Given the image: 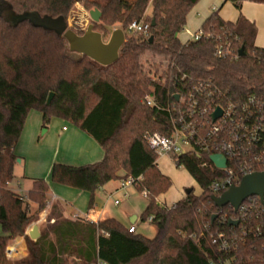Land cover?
I'll return each instance as SVG.
<instances>
[{
    "label": "trees",
    "instance_id": "trees-1",
    "mask_svg": "<svg viewBox=\"0 0 264 264\" xmlns=\"http://www.w3.org/2000/svg\"><path fill=\"white\" fill-rule=\"evenodd\" d=\"M200 1L0 0V225L4 232L0 264H67L70 259L79 264H218L228 260L230 264H264V238L244 235L237 225L230 227L218 217L212 222L213 214L231 215L234 210L214 205L209 186L218 171L202 165L210 163L208 156L187 154L176 159L199 183L201 194H194L193 189L172 206L158 199L169 191L172 180L158 167L146 135L171 131L166 108L175 95L209 82L222 91L221 98L214 96L219 102H243L251 95L264 102V47L256 44V23L242 13L235 21L220 15L228 1L241 11L246 1L264 4V0H224L203 21L201 37L183 42L179 34ZM76 3L101 12L95 29L103 36L121 19L126 41L114 64L102 66L86 56L75 62L67 41L54 29L18 18L36 12L67 20ZM134 21L149 22V34L129 33L127 28ZM221 45L228 47L223 56L216 54ZM241 48L243 56H239ZM50 93L54 97L47 104ZM147 96L154 105H148ZM32 110L41 112L43 127L53 118L63 119L92 136L104 150L103 158L94 163H54L51 181L89 192L92 206L100 187L135 178L134 186L147 200L141 221L156 226L154 237L130 233L129 227L113 217L97 222L66 218L54 204L49 216L53 223L47 230L37 240L26 236L27 256L7 259L9 241L23 236L30 222V200L44 209L50 191L44 178L34 179L30 200L9 188L18 159L15 146ZM221 231L236 235L230 238V251L213 243Z\"/></svg>",
    "mask_w": 264,
    "mask_h": 264
},
{
    "label": "built area",
    "instance_id": "built-area-1",
    "mask_svg": "<svg viewBox=\"0 0 264 264\" xmlns=\"http://www.w3.org/2000/svg\"><path fill=\"white\" fill-rule=\"evenodd\" d=\"M150 24L145 21H134L127 28L132 34H149ZM203 31H198L192 39H199ZM228 47L218 46L216 54L223 56ZM211 83H201L199 89L188 93L177 94L178 99L166 110L171 115L172 129L168 133L152 132L146 135L148 146L157 156H170L176 162L181 155L202 154L209 157L210 163L203 162L218 171L217 177L211 182L209 190L212 195L220 196L233 185L240 184L242 178L253 172L264 171V102L255 95L245 101H218L222 91L212 87ZM222 100V99H219ZM148 105H154V100L146 97ZM221 108L222 115L213 120L212 115ZM220 154L226 158L223 168L217 167L211 160V155ZM135 178L123 180L122 189L134 185ZM127 195V194H126ZM145 195V193L143 194ZM255 201H259L258 205ZM116 204L119 200L115 201ZM258 205V207H257ZM230 206V205H229ZM232 207V206H231ZM234 214L218 213L220 222L238 221L242 234L264 238V202L259 196H252L241 203ZM221 209V208H219ZM128 231H137L133 224ZM228 235L221 231L213 243L223 251H230L232 244ZM19 250L16 246L8 245L5 250L7 259H13ZM230 261L218 264H230Z\"/></svg>",
    "mask_w": 264,
    "mask_h": 264
},
{
    "label": "rangeland",
    "instance_id": "rangeland-1",
    "mask_svg": "<svg viewBox=\"0 0 264 264\" xmlns=\"http://www.w3.org/2000/svg\"><path fill=\"white\" fill-rule=\"evenodd\" d=\"M208 1L209 0H201L198 3L199 7L208 3ZM217 1L215 3H217ZM219 1H220L219 4H215L211 2L209 3V5H212L211 7H213L212 8L213 11L219 9L220 6L222 5L223 0L222 1L219 0ZM215 5H218V6L215 8ZM262 8L264 7H262L261 5H258V6H255V4L252 5V11L255 12L256 15L259 17V26L261 27V31H259V35L257 39L258 46L260 47H264V10ZM94 9L96 8H88V7H85L83 3H76L72 7L67 17L69 27L75 31H85L87 26L91 22H93L90 16V11ZM221 9L222 10L220 11H222V13L225 14L226 16H231L233 14L236 15L237 13L240 12V10L231 1L226 2ZM190 14L191 16H190L189 23L187 24L184 31H182V33L179 34L181 38L187 37L191 32H193V29L198 27L197 25H199L200 23L199 19L197 18L193 20V18L196 17V15L194 17V10H192ZM99 22H96V23H99ZM121 25H122V22H121V19L119 18L117 22L110 27V33L104 36L105 39L108 40L110 38L112 30L115 28L121 27ZM156 60H160V58H156ZM147 66L149 68L148 64ZM34 113H36V110L31 111L29 120L32 121V116ZM56 122H62L61 123L62 126L64 125L70 126V127L75 126L68 121L63 122V119L53 118L47 128L43 127L41 129V131L38 134L39 135L38 137L40 139H43V140L47 139L52 142V139H50L51 138L50 136L51 134H55V132H57L56 125H55ZM27 143L28 145H26V151L28 152L27 155H29L30 157L28 158V162L32 166L33 162L35 161L34 156L36 154V147L34 148L32 147V144H29V142ZM157 162H158V167L160 168V170L165 175L169 176L170 179L172 180V186L169 189V191L163 195H160L158 198L161 204L165 206H172L174 203H176L178 200L182 199L186 195V189L188 188H193L194 194H198V195L201 194L202 192L201 186L183 165L178 166L177 163L174 161V159L170 156H157ZM18 170L21 171L22 173V165H17V171ZM39 170L44 171L45 168L43 167L41 169V167H38L36 171H39ZM16 175L17 176L14 177L13 182L11 184V188L20 190V192H22L23 195L19 191H15V192L18 193L21 197H23L24 200H30L29 199L30 195L26 193V185L27 183L30 184V180H23V178L20 176V174L18 175V173H16ZM37 177L45 178L44 173ZM19 182L21 183V188H19V184H18ZM122 182L123 180H113L105 184L104 187L97 189L95 193L97 194L96 202H97L98 209L103 210L105 214L109 215L110 217L115 218L125 227H130L132 224L131 217L134 215H137L139 217V220L136 222L138 233H141L146 237H150V238L154 237L157 231L156 226L151 224L149 221L147 222L141 221V215L147 204L146 198L141 192H139L136 189L134 185H129L126 189H122L121 187ZM51 184L53 185L55 183L52 182ZM55 186L57 188H60V190L64 189L65 195L69 194L67 190H70L69 192H72V190H78L74 187L57 184V183ZM110 193L112 194L110 195ZM116 200H119V204L115 203ZM60 201L65 202V197H61ZM54 204H58L60 206V208L63 211V215L65 216L64 209L66 205L61 204L57 201H54L52 198H50L49 193L47 194V205L44 209H39L37 202L30 200L29 212L31 215V219H30V222L27 224L25 234L23 236L15 237L13 240L9 241L8 243V245L16 246L19 250V253L13 259H8V260L15 261V260H19L27 256L28 248H27L26 236H28L31 240H33L30 237L29 232L32 230V228L35 225L38 226L40 233L44 230H47L48 226L53 223V220H50L49 216H50V213L52 211V207ZM76 218H78V216L74 217V219ZM81 218L86 219V217H81ZM0 235H3V229L1 225H0ZM67 264H79V262H74L73 260L70 259L67 262Z\"/></svg>",
    "mask_w": 264,
    "mask_h": 264
},
{
    "label": "crops",
    "instance_id": "crops-1",
    "mask_svg": "<svg viewBox=\"0 0 264 264\" xmlns=\"http://www.w3.org/2000/svg\"><path fill=\"white\" fill-rule=\"evenodd\" d=\"M216 1L217 0H209L208 3L200 7L199 4L196 5V7H194L195 8L193 9L194 17L195 15L196 17L193 18V20L197 18L199 19L200 23L199 25H197L198 27L193 29V32H191L187 37L181 38L179 36V38L183 42L192 39L193 35L199 31L203 21L213 12L212 10L213 7H211L212 5H209V3L210 2L215 3ZM219 3L220 1L218 0L217 3L215 4H219ZM252 3L255 4V6L261 5L262 7H264V4L246 1L243 3L241 11L236 15L233 14L231 16H226L225 14L222 13V11H220V15L226 20L235 21L240 15V13H242L249 20L254 21L256 23L258 28V35H259V31H261V27L259 26V17L256 15L255 12L252 11V5H253ZM217 6L218 5H215V8ZM262 9L264 10V8ZM190 16L191 14H189L188 17V23L190 21ZM258 35H257V39H258ZM257 39H256V44L258 45ZM30 114L31 112L29 113L25 121L24 129L22 131L20 139L18 140L15 146V153L20 159H17L16 161L14 174L15 176H17L16 173H18V175L20 174L23 180H30V184L27 183L26 185V193H28L29 190L32 188L34 179H37L38 178L37 176L44 173V177H45L44 179H47L48 182L50 181L49 182L50 198H52L54 201L66 205L64 209V214L66 218L74 219V217L77 216L86 217L87 220L97 222L100 219L110 217L109 215L105 214L103 210L98 209L96 202V197H97L96 193H95L96 196H94V203L92 206H90L91 196L89 192L79 189L72 190V192H69L70 190H67L69 194L65 195L64 193L65 190L63 188H62L63 190H60V188H57L55 186L56 183L53 185L51 184L52 183L51 169L54 163L59 162L70 165H84L88 163H94L103 158L104 150L102 146L92 136L88 135L78 126L76 125L72 127L66 125L62 126L61 124L62 122L55 123L57 132H55V134H51L50 139H52V142L47 139L46 140L40 139L38 137L39 136L38 134L43 128L42 114L41 112L36 110V113H34L32 116V121L29 120ZM64 121L65 120H63V122ZM27 142H29V144H32V147L34 148L36 147V154L34 156L35 161L33 162L32 166L28 162V158L30 157L29 155H27L28 152L26 151V145H28ZM17 165H22V173L19 170L17 171ZM36 167L37 168L41 167V169L44 167L45 170L36 171L37 170ZM12 182L9 183V188L12 189L13 191L20 192V190L11 188ZM18 184H19V188H21V183L19 182ZM20 193L22 194V192ZM112 193H110V195ZM61 197H65V202L60 201ZM134 217H136V219ZM133 218L135 220L134 222L131 221L132 222L131 225L134 224L138 231L136 222L139 220V217L137 215H134L131 217V220Z\"/></svg>",
    "mask_w": 264,
    "mask_h": 264
},
{
    "label": "water",
    "instance_id": "water-1",
    "mask_svg": "<svg viewBox=\"0 0 264 264\" xmlns=\"http://www.w3.org/2000/svg\"><path fill=\"white\" fill-rule=\"evenodd\" d=\"M92 21L86 28L83 34H78L75 30L69 27L68 21L64 17L53 19L47 16L41 17L36 12L27 13L18 16L19 19H30L37 26L54 29L68 43L69 51L72 54L73 60L78 62L85 56L97 62L102 66H110L119 59L120 50L126 41V32L122 27L112 30L110 38L104 39L103 34L95 29V23L101 20V12L98 9L90 11ZM155 23H152L154 26ZM152 40V37L150 38ZM244 55V49L239 50V56ZM54 97V93H50L47 104H50ZM178 99L179 96L175 95ZM222 115L221 108H218L212 115L213 120L218 119ZM211 160L217 167L223 168L226 165V158L220 154L211 155ZM20 161V160H19ZM193 188L186 189V194H190ZM252 196H259L264 202V171L253 172L245 175L240 184L231 186L220 196H212L215 207L223 208L227 205L239 208L241 203ZM218 217V214H213L212 222ZM136 219V217H134ZM131 221L134 222L135 219ZM231 225H238V221H230ZM33 240L40 237L39 228L35 225L29 232Z\"/></svg>",
    "mask_w": 264,
    "mask_h": 264
}]
</instances>
